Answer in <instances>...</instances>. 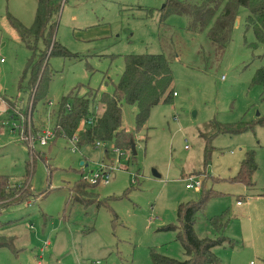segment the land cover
<instances>
[{
  "label": "rangeland",
  "instance_id": "obj_1",
  "mask_svg": "<svg viewBox=\"0 0 264 264\" xmlns=\"http://www.w3.org/2000/svg\"><path fill=\"white\" fill-rule=\"evenodd\" d=\"M168 1L63 0L55 38L69 54L48 57L51 80L33 104L28 61L34 51L8 16L31 27L38 1L0 0V175L32 192L0 208V233L16 237V250L0 248V264H155L152 250L185 259L167 226L178 225L180 204L206 191L194 228L200 237L224 239L210 264H264V86L253 84L264 68V44L240 7L225 54L207 62L198 54L209 27L193 32L177 13L162 19ZM164 29L169 46L161 41ZM36 48L37 54L46 49L43 39ZM131 53H165L176 91L152 109L142 129L137 107L122 103V129L133 135L135 155L115 151V138L76 151L68 137L38 141L41 130H54L66 97L90 92L93 110L103 93L112 94L125 70L123 56ZM243 124L244 130H228ZM30 133L33 144L24 139ZM249 151L258 166L252 186L232 180ZM101 166L112 168L109 182L94 190L101 202L72 199L75 183ZM192 175L202 189H187ZM217 216L220 230L210 222Z\"/></svg>",
  "mask_w": 264,
  "mask_h": 264
},
{
  "label": "trees",
  "instance_id": "obj_2",
  "mask_svg": "<svg viewBox=\"0 0 264 264\" xmlns=\"http://www.w3.org/2000/svg\"><path fill=\"white\" fill-rule=\"evenodd\" d=\"M37 1L36 19L31 27L25 26L17 17L8 16L21 41L34 51L33 57L28 61L29 69L32 70V87L34 86L32 89L33 104L46 95L51 80L52 72L48 68V57L69 54L67 48L61 46L55 38L57 21L54 18L58 17L56 14L61 9L63 0ZM240 7L246 8L249 12L246 17V26L253 28L257 43L264 44V0H169L161 13L162 19L171 13L185 16L188 20L187 28L193 32H200L209 27L205 45L198 54L200 58L207 59L209 62L219 61L225 54L231 43ZM163 28L169 29L165 26ZM165 29L161 41L165 46H169ZM40 39H43L46 49L37 54L36 47ZM123 58L125 70L120 80L114 85L113 93H103L95 109L90 108L91 100L95 98L90 92L86 96L66 97L60 102L55 112L56 126L53 138H71L77 133L79 149L85 143L95 147L98 140L115 138L118 148L122 147L132 151L133 135L122 129V103L126 102L137 107L135 122L137 127L142 129L147 124L146 121L152 109L159 102L171 101L176 91L172 88L174 75L171 59L165 53L142 55L131 53L124 55ZM253 84L264 86L263 67L256 71ZM89 117L93 118V124L86 125L79 130L81 120ZM235 128L231 127L228 130L234 133L247 127L243 124ZM240 166L232 180L247 186L254 185L252 178L258 168L254 151L246 153ZM99 184H93L83 177L81 181L75 183L71 198L82 202L85 206L97 201L99 203L101 199H98L99 195L94 191ZM203 185L204 183L202 187ZM29 190H31L29 185L27 188H24V185H13L7 175H0V208L28 198L32 194ZM207 192L209 191L201 195L200 200L180 204L177 210L178 225L167 226L168 229L176 231V239L183 245L186 258L175 259L152 250V261L155 264H210L218 261L213 248L220 245L224 239L211 236L200 237L194 228L198 213L203 211L204 200L208 197ZM210 222L218 230L224 226L220 216L211 218ZM15 241V236L0 233V248L9 247L14 250Z\"/></svg>",
  "mask_w": 264,
  "mask_h": 264
},
{
  "label": "built area",
  "instance_id": "obj_3",
  "mask_svg": "<svg viewBox=\"0 0 264 264\" xmlns=\"http://www.w3.org/2000/svg\"><path fill=\"white\" fill-rule=\"evenodd\" d=\"M176 94V92H175ZM84 126L86 125H92L93 124V118L89 117V118H84L83 122L81 123ZM80 126L79 130H81ZM30 138L28 139L27 137H24L25 140L29 141L30 144H33L35 142L33 135L30 133L29 134ZM54 137V130H52L51 128H46L44 130H41L39 132V134L37 135V139L38 141H40V143L42 145H47L48 143H50L51 139ZM70 140L72 141V144H74V149L73 151L77 150V143H78V134L75 133ZM104 142L98 140L96 143V148L103 146ZM115 151H120V148H115ZM112 168L107 167V166H101L97 171L93 170L91 172V174H85L83 177L86 180H89L91 183L93 184H107L110 180V174H111ZM187 184L186 187L187 189H192V188H201L202 187V180L200 178H198L197 176L192 175V177L187 178ZM240 202V201H239Z\"/></svg>",
  "mask_w": 264,
  "mask_h": 264
},
{
  "label": "water",
  "instance_id": "obj_4",
  "mask_svg": "<svg viewBox=\"0 0 264 264\" xmlns=\"http://www.w3.org/2000/svg\"><path fill=\"white\" fill-rule=\"evenodd\" d=\"M132 152L135 154L136 153V143H135V140L134 138L132 139ZM84 162L82 161L81 165L83 164Z\"/></svg>",
  "mask_w": 264,
  "mask_h": 264
}]
</instances>
